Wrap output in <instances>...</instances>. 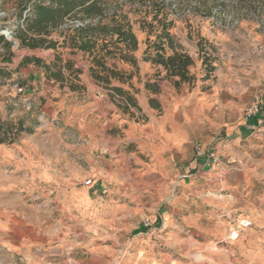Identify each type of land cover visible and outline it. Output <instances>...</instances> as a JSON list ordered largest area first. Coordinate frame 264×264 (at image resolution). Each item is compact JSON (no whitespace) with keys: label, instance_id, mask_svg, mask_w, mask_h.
<instances>
[{"label":"rangeland","instance_id":"1","mask_svg":"<svg viewBox=\"0 0 264 264\" xmlns=\"http://www.w3.org/2000/svg\"><path fill=\"white\" fill-rule=\"evenodd\" d=\"M105 1L110 7L118 5L124 13L128 12L139 40L135 52L139 72L125 83L115 81L136 98L161 97L166 107L186 96L201 97L223 82L219 100L210 102L209 108L214 106L215 110L223 103L226 111L237 108L242 118L254 95L264 90V0H165L176 44L194 58L190 67L194 80L176 87L172 79H161L158 93L150 92L146 83L158 80L155 72L161 67L142 60L148 38H156L149 35V25H157L150 0ZM35 2L50 4L52 0H0V29L10 32L12 40L14 30L19 25L26 26L21 15H29ZM74 22L71 19L68 24ZM58 36L57 32L52 34L53 38ZM14 50L11 62L0 59V69L4 71L0 74V120L15 124L22 120L24 129L14 141L0 143V264H128L125 247H114L113 257H106L100 251L106 234L100 236L84 216L64 207L62 200L67 192L87 186L85 180L92 177L87 174L83 181L58 180L60 166L55 150H51L61 144L65 156L77 160L74 155L82 156L85 147L94 145L100 151L107 144L125 140L124 124L144 121V116L137 110L134 116L124 112L121 102L94 80L88 55L59 49L64 59L83 69L80 79L84 89L72 91L67 84L47 80L42 68L34 63L21 65L26 56L47 61L54 50L18 49L17 45ZM116 66L125 72L132 70L119 59ZM219 117L210 113L208 120L218 124ZM44 158L48 159L45 163ZM254 161L247 165L237 157L226 161L218 174L220 178L242 176L245 168H255V182L242 183L240 188L244 193L255 192L262 197L264 153L255 155ZM46 172L49 179L45 178ZM110 234L113 238L107 241L111 245L119 239L126 241L125 232ZM228 241H217L212 246H226ZM261 242L264 244L263 238ZM260 251H264V246L257 248L246 263L241 254L236 255L233 264H264V252Z\"/></svg>","mask_w":264,"mask_h":264},{"label":"crops","instance_id":"2","mask_svg":"<svg viewBox=\"0 0 264 264\" xmlns=\"http://www.w3.org/2000/svg\"><path fill=\"white\" fill-rule=\"evenodd\" d=\"M222 87L219 82L201 97L186 96L166 107L161 97L154 108L140 95L144 121L124 124L125 140L100 151L94 145L85 147L82 156L74 155L77 160L65 156L61 144L52 148L60 166L58 180L83 181L87 174L93 178L92 185L68 191L62 203L84 216L100 236L106 234L100 244L106 257H113L114 247L120 245L127 249L128 264H233L236 255L246 263L264 246V196L240 188L255 182L256 169L247 167L242 176L218 174L226 161L239 157L253 165L255 155L264 153V139L250 129L264 116L247 120L237 108L226 111L223 103L209 108L219 100ZM210 113L220 115L221 121L210 123ZM198 143L203 149L199 156ZM209 151L220 154L218 166H210ZM245 216L252 218L254 227L226 246H212L227 241L229 228ZM146 219L151 222L147 229L142 225ZM114 231L125 232L126 241L111 245L107 240Z\"/></svg>","mask_w":264,"mask_h":264},{"label":"trees","instance_id":"3","mask_svg":"<svg viewBox=\"0 0 264 264\" xmlns=\"http://www.w3.org/2000/svg\"><path fill=\"white\" fill-rule=\"evenodd\" d=\"M167 6L165 0H150L149 4L154 14L153 22H157L155 26L153 23L149 25L151 28L149 35L156 38L154 40L148 38L142 60L161 67L155 72L158 80L146 83V88L152 93L160 91L161 79H172L176 87L194 80L190 70L194 58L176 44L175 37L170 31L173 20H169ZM29 11V15L25 17L21 15L26 26L24 28L19 25L14 30V40H8L0 34L2 61H12L15 55L13 41L16 42L18 49H52L55 52L49 60H43L38 56H26L21 65L34 63L42 68L47 80L67 84L72 91H81L84 89L80 79L83 69L70 59H64L59 49L79 51L90 58L91 76L98 84L109 90L112 98L121 102L119 105L124 112L134 116L136 113L134 110L141 111L136 96L115 83L127 82L140 69L139 58L135 54L139 49V40L128 12L124 13L118 5L110 7L105 0H52L50 4L35 2ZM71 19L75 20L74 24H68ZM55 32L58 33V38L52 37ZM117 59L129 64L132 70L125 72L117 68ZM3 73L4 71L0 69V74ZM156 100L155 97L150 98V105L154 108L159 106ZM23 125L22 120L16 124L0 120V143L14 141L24 129Z\"/></svg>","mask_w":264,"mask_h":264},{"label":"built area","instance_id":"4","mask_svg":"<svg viewBox=\"0 0 264 264\" xmlns=\"http://www.w3.org/2000/svg\"><path fill=\"white\" fill-rule=\"evenodd\" d=\"M19 91H23V88H19ZM264 116V90H262L253 101L246 107L244 117L248 120L257 116ZM262 117V116H261ZM251 133L253 136L259 139H264V118L259 119V122L250 126ZM196 154L202 155V145L198 143L195 146ZM209 164L211 167L218 166L222 162V158L216 151H209ZM85 185L89 186L93 184V178L85 180ZM144 228H150L151 222L149 219L143 221ZM253 226V220L249 216L241 217L232 224L229 228L227 238L228 240H238L241 234L247 229Z\"/></svg>","mask_w":264,"mask_h":264},{"label":"water","instance_id":"5","mask_svg":"<svg viewBox=\"0 0 264 264\" xmlns=\"http://www.w3.org/2000/svg\"><path fill=\"white\" fill-rule=\"evenodd\" d=\"M0 34H2V35H4L8 40H12L11 38H12V36H11V33L10 32H5L3 29H0ZM14 42V45H16V42L15 41H13Z\"/></svg>","mask_w":264,"mask_h":264},{"label":"bare ground","instance_id":"6","mask_svg":"<svg viewBox=\"0 0 264 264\" xmlns=\"http://www.w3.org/2000/svg\"><path fill=\"white\" fill-rule=\"evenodd\" d=\"M228 239V238H227Z\"/></svg>","mask_w":264,"mask_h":264}]
</instances>
